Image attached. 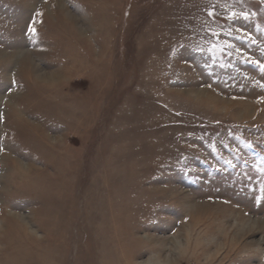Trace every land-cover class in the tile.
I'll return each mask as SVG.
<instances>
[{"label": "rangeland", "instance_id": "374dc122", "mask_svg": "<svg viewBox=\"0 0 264 264\" xmlns=\"http://www.w3.org/2000/svg\"><path fill=\"white\" fill-rule=\"evenodd\" d=\"M0 264H264V0H0Z\"/></svg>", "mask_w": 264, "mask_h": 264}, {"label": "snow or ice", "instance_id": "6c2138e0", "mask_svg": "<svg viewBox=\"0 0 264 264\" xmlns=\"http://www.w3.org/2000/svg\"><path fill=\"white\" fill-rule=\"evenodd\" d=\"M209 14L212 15V13H209ZM236 15H237L236 13H232V15H231L230 18H235ZM241 15H243L244 18H247V15H246V14L241 13ZM31 31H32L33 33H35V29H34V28H32Z\"/></svg>", "mask_w": 264, "mask_h": 264}]
</instances>
